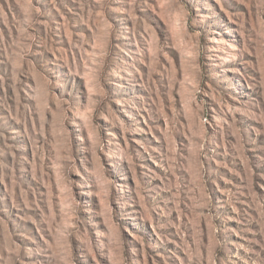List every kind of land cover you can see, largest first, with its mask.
<instances>
[{
    "label": "rangeland",
    "instance_id": "obj_1",
    "mask_svg": "<svg viewBox=\"0 0 264 264\" xmlns=\"http://www.w3.org/2000/svg\"><path fill=\"white\" fill-rule=\"evenodd\" d=\"M0 264H264V0H0Z\"/></svg>",
    "mask_w": 264,
    "mask_h": 264
}]
</instances>
